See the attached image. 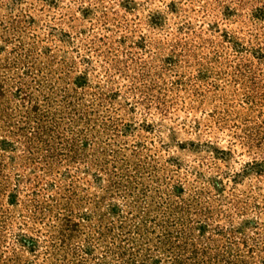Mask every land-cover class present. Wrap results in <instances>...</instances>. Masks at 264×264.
<instances>
[{
  "label": "rangeland",
  "instance_id": "1",
  "mask_svg": "<svg viewBox=\"0 0 264 264\" xmlns=\"http://www.w3.org/2000/svg\"><path fill=\"white\" fill-rule=\"evenodd\" d=\"M0 264H264V0H0Z\"/></svg>",
  "mask_w": 264,
  "mask_h": 264
}]
</instances>
